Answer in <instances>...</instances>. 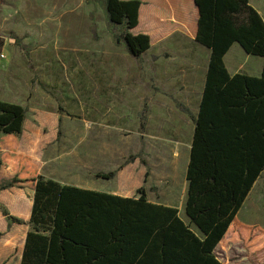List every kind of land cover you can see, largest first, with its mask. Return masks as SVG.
<instances>
[{
    "label": "trees",
    "instance_id": "obj_1",
    "mask_svg": "<svg viewBox=\"0 0 264 264\" xmlns=\"http://www.w3.org/2000/svg\"><path fill=\"white\" fill-rule=\"evenodd\" d=\"M193 1L199 11L195 39L209 48L210 57L193 118L185 213L203 236L190 230L177 208L148 202L143 187L134 198L38 176L33 159L17 153L25 108L0 100V190L34 192L33 230L20 264H220L212 251L225 236L243 241L253 259L264 247L259 229L235 218L264 168V67L260 77L231 76L223 61L233 42L264 57V23L249 0ZM105 5L109 21L126 28L120 38L129 53L139 57L150 46L149 36L127 30L138 23L140 2L105 0ZM186 154L181 150L179 157ZM113 174L97 173L104 179Z\"/></svg>",
    "mask_w": 264,
    "mask_h": 264
},
{
    "label": "rangeland",
    "instance_id": "obj_2",
    "mask_svg": "<svg viewBox=\"0 0 264 264\" xmlns=\"http://www.w3.org/2000/svg\"><path fill=\"white\" fill-rule=\"evenodd\" d=\"M107 13L105 0H0V100L25 108L23 152L52 136L70 150L86 137L71 165L96 147L102 173L114 172L101 178L111 190L134 195L143 187L148 199L180 205L200 98L189 87L203 69L172 71L166 56L145 51L134 57L120 38L126 28ZM259 240L264 245V230ZM238 242L240 264H264V247L253 259L243 241L231 243Z\"/></svg>",
    "mask_w": 264,
    "mask_h": 264
},
{
    "label": "crops",
    "instance_id": "obj_3",
    "mask_svg": "<svg viewBox=\"0 0 264 264\" xmlns=\"http://www.w3.org/2000/svg\"><path fill=\"white\" fill-rule=\"evenodd\" d=\"M137 1L140 2L138 23L136 27L134 26L131 28L129 32L134 35L147 34L150 39V46L145 52H150L151 56L157 58L166 56V58L173 63L172 71L194 74L197 70L199 71L201 65L203 70L200 82L191 83L189 87L192 90L195 89L198 91L200 103L203 97L210 50L199 44L195 39L198 29L197 21L199 11L194 1ZM257 3L264 5V0H259L254 4L249 0V4L254 9L258 8ZM258 12L264 23V13ZM223 61L225 64L224 67L231 76L240 73L250 77H260L264 67L263 56L248 54L238 42L231 43L230 47L223 55ZM198 112L199 104L198 110L193 115V118L197 117ZM193 118L192 123L194 130ZM85 138H82V140L76 144L79 145V143H83ZM56 142L58 141H55V136H52L51 139H40L35 144V150L32 152H23L19 144L17 153L31 156L37 166V175L44 179L53 180L60 185L76 186L81 189L113 193V195L119 196L138 197L137 193L134 195H125L111 190V185L106 183L104 178H102L104 179L102 181L101 178L98 177L97 173H102L101 149L98 150L96 147H86L83 150V156L78 158L76 162L71 165L69 162V155H77V153H79L78 146L76 145L73 149L67 150L66 145ZM68 178H73L74 182H69L67 180ZM186 195H188L187 191ZM186 195H184V201L180 205L154 201L148 199L147 195L146 199L151 203L177 208L179 218L190 226V230L193 231L196 236L202 237L203 235L198 227L190 221V218L185 213ZM33 201L34 192L30 188L12 186L0 190V264H20L27 233L33 230L30 222ZM3 206H5L7 215L10 217V222L6 216L3 215L1 209ZM12 217L19 219L20 222H15ZM235 218L244 226L256 227L259 230H264V168L260 171L257 179L254 180L247 197H245L241 207L235 214ZM238 244L239 242L231 243L229 237L225 236L215 245L212 254L220 264H240L234 252ZM16 252L17 255H15Z\"/></svg>",
    "mask_w": 264,
    "mask_h": 264
},
{
    "label": "built area",
    "instance_id": "obj_4",
    "mask_svg": "<svg viewBox=\"0 0 264 264\" xmlns=\"http://www.w3.org/2000/svg\"><path fill=\"white\" fill-rule=\"evenodd\" d=\"M1 56H2V57H4V55H3V54H1Z\"/></svg>",
    "mask_w": 264,
    "mask_h": 264
}]
</instances>
